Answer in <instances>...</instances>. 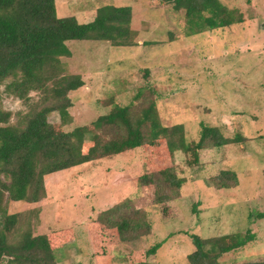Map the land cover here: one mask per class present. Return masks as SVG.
I'll list each match as a JSON object with an SVG mask.
<instances>
[{"label": "rangeland", "instance_id": "obj_1", "mask_svg": "<svg viewBox=\"0 0 264 264\" xmlns=\"http://www.w3.org/2000/svg\"><path fill=\"white\" fill-rule=\"evenodd\" d=\"M104 4L132 5L136 45L68 42L72 55L61 58L62 75H80L85 84L69 93L70 122L62 126L53 111L47 115L52 125L69 131L90 124L117 104L134 103L142 89L145 101L156 98L163 125L184 126L187 142L199 139L201 122L220 127L228 137L239 132L247 139L201 150L194 165L186 161L191 155L178 151L175 165L187 181L167 213L136 182L150 172L142 149L47 177L46 195L36 204L11 202L4 192L0 211L20 213L9 240L16 242L28 229L39 234L73 227L75 238L57 252L59 264H90V221L109 207L130 203L147 214L152 228L143 238L116 244L112 264H130L126 255L131 250L157 242L162 246L149 264H189L187 255L194 251L190 234L209 238L247 229L256 234L255 242L220 260L264 256V0H228L226 5L239 9L243 22L192 35H187L185 13L162 0H56L59 16L84 21ZM42 97L32 91L25 102L0 85V106L11 112V124H20ZM221 170L239 173V185L215 189L209 178Z\"/></svg>", "mask_w": 264, "mask_h": 264}, {"label": "trees", "instance_id": "obj_2", "mask_svg": "<svg viewBox=\"0 0 264 264\" xmlns=\"http://www.w3.org/2000/svg\"><path fill=\"white\" fill-rule=\"evenodd\" d=\"M162 1L185 13L190 29L187 35L225 29L244 21L239 9L229 8L220 0ZM133 17L132 5L104 4L91 20L84 21L74 15L59 16L56 0H0V85L5 84L8 94L25 102L32 91L43 95L42 103L32 107L20 124H11V112L0 106V175L9 179L6 183L0 178V208L4 192H8L11 202L36 204L46 195L47 177L142 149L147 153L150 172L140 175L136 182L167 213L169 202L181 196L187 181L175 165L178 151L191 155L186 161L194 165L201 160V150L247 139L239 132L228 137L220 127L201 122L199 139L187 142L184 126L163 125L156 98L145 101L142 89L135 95L134 103L117 104L90 124L65 131L48 121V113L57 111L62 126L69 123V93L85 84L80 75H62L61 58L72 55L68 42L93 40L134 46ZM209 182L218 190L239 184L233 170H221ZM0 214V264H58V250L76 236L73 227L39 234L28 229L13 242L9 236L20 213L7 214L3 209ZM89 225L93 264H112L109 259L116 244L143 238L152 228L147 214L130 203L107 208ZM190 237L194 251L187 255L189 264H264V256L220 260L223 255L254 243L256 234L251 229L209 238L198 234ZM161 246L157 242L148 249L131 250L126 257L130 264H149L150 256Z\"/></svg>", "mask_w": 264, "mask_h": 264}, {"label": "crops", "instance_id": "obj_3", "mask_svg": "<svg viewBox=\"0 0 264 264\" xmlns=\"http://www.w3.org/2000/svg\"><path fill=\"white\" fill-rule=\"evenodd\" d=\"M220 1H221L224 5L228 4V0H220ZM226 6H227V5H226ZM227 7H228V6H227ZM229 8H233V7L230 6ZM233 25H234V24H233ZM233 25H232V26H233ZM232 26H231V27H232ZM238 175H239V173L237 174V177H238ZM238 178H239V177H238ZM238 180H239V179H238ZM239 183H240V182H239ZM238 185H239V184H238ZM63 247H64V246H63ZM63 247H62V248H63ZM92 251H93V249H92ZM92 253H93V252H92ZM92 260H93V257H92ZM93 262H94V261H92L90 264H93ZM57 263L59 264L58 258H57Z\"/></svg>", "mask_w": 264, "mask_h": 264}]
</instances>
